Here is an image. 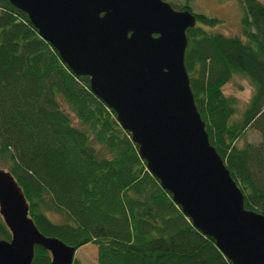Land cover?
<instances>
[{
	"label": "trees",
	"instance_id": "obj_1",
	"mask_svg": "<svg viewBox=\"0 0 264 264\" xmlns=\"http://www.w3.org/2000/svg\"><path fill=\"white\" fill-rule=\"evenodd\" d=\"M234 1L241 10L234 36L208 30L215 18L176 8L196 20L185 32L183 65L209 145L244 208L264 216V5ZM235 76L252 88L238 117L235 99L221 92ZM248 129L258 142L244 141ZM0 164L21 188L39 232L75 250L95 246L93 264H231L147 171L88 78L74 76L6 0H0ZM0 239H11L1 216ZM32 264H50L49 253L36 247Z\"/></svg>",
	"mask_w": 264,
	"mask_h": 264
},
{
	"label": "water",
	"instance_id": "obj_2",
	"mask_svg": "<svg viewBox=\"0 0 264 264\" xmlns=\"http://www.w3.org/2000/svg\"><path fill=\"white\" fill-rule=\"evenodd\" d=\"M130 134L138 157L193 228L231 264H264V216L243 197L209 145L183 65L187 10L162 0H6ZM10 172L0 169V264H32L35 248L50 264H71L75 249L46 237Z\"/></svg>",
	"mask_w": 264,
	"mask_h": 264
},
{
	"label": "rangeland",
	"instance_id": "obj_3",
	"mask_svg": "<svg viewBox=\"0 0 264 264\" xmlns=\"http://www.w3.org/2000/svg\"><path fill=\"white\" fill-rule=\"evenodd\" d=\"M168 3L172 9L176 10L178 6L187 5L193 14H202L215 18L217 23L208 27V30L222 34L224 36L239 35L241 10L234 0H163ZM264 5V0H258ZM177 11V10H176ZM221 92L226 97H232L236 101V117L241 113L244 105L247 103L252 88L249 83L238 76H235L230 82L221 88ZM244 141L255 143L259 141V135L253 130L248 129L244 134ZM242 141H239L241 145ZM0 169H5L0 164ZM95 246L84 245L75 250L74 259L81 264H93Z\"/></svg>",
	"mask_w": 264,
	"mask_h": 264
},
{
	"label": "flooded vegetation",
	"instance_id": "obj_4",
	"mask_svg": "<svg viewBox=\"0 0 264 264\" xmlns=\"http://www.w3.org/2000/svg\"><path fill=\"white\" fill-rule=\"evenodd\" d=\"M163 1V0H162ZM164 2V1H163ZM166 3V2H165Z\"/></svg>",
	"mask_w": 264,
	"mask_h": 264
}]
</instances>
